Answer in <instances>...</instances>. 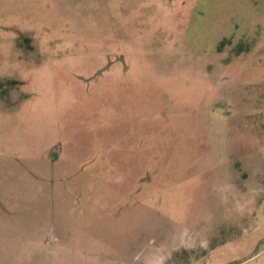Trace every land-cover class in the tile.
<instances>
[{"label": "rangeland", "instance_id": "rangeland-1", "mask_svg": "<svg viewBox=\"0 0 264 264\" xmlns=\"http://www.w3.org/2000/svg\"><path fill=\"white\" fill-rule=\"evenodd\" d=\"M13 145L0 264H264V0H0Z\"/></svg>", "mask_w": 264, "mask_h": 264}, {"label": "crops", "instance_id": "crops-1", "mask_svg": "<svg viewBox=\"0 0 264 264\" xmlns=\"http://www.w3.org/2000/svg\"><path fill=\"white\" fill-rule=\"evenodd\" d=\"M64 152H23L18 150L14 145L11 149H0V176L3 173H43L50 171L60 170L63 162L62 157ZM63 164H60L62 163ZM67 163V162H66ZM72 167L74 161L71 162ZM68 167V165H66ZM6 179V178H5ZM24 181V180H23ZM20 185V184H19ZM24 187H16L12 182H6V180L0 177V217L7 218L9 213L14 212L15 206L19 204V200L23 199L24 203H31L29 200V187L30 181L27 179L23 183ZM24 188V192H22ZM13 250L14 252L21 253V248H0V252H6ZM29 251L30 247H29ZM5 264V263H3ZM11 264H17L15 262Z\"/></svg>", "mask_w": 264, "mask_h": 264}, {"label": "trees", "instance_id": "trees-1", "mask_svg": "<svg viewBox=\"0 0 264 264\" xmlns=\"http://www.w3.org/2000/svg\"><path fill=\"white\" fill-rule=\"evenodd\" d=\"M225 43H226V40H221V41H220V43H219V45H218V47H217L218 51H221V49H222V47H223V45H224ZM242 47H243V44H242V43L239 44V47H238V51H239V52L243 50Z\"/></svg>", "mask_w": 264, "mask_h": 264}]
</instances>
